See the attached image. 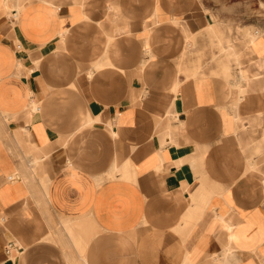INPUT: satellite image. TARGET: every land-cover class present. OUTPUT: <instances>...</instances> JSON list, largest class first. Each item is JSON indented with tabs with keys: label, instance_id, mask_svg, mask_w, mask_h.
I'll return each mask as SVG.
<instances>
[{
	"label": "crops",
	"instance_id": "0c3cea01",
	"mask_svg": "<svg viewBox=\"0 0 264 264\" xmlns=\"http://www.w3.org/2000/svg\"><path fill=\"white\" fill-rule=\"evenodd\" d=\"M244 4L0 0V264H264V20L209 27ZM208 30L243 105L181 72Z\"/></svg>",
	"mask_w": 264,
	"mask_h": 264
},
{
	"label": "rangeland",
	"instance_id": "374dc122",
	"mask_svg": "<svg viewBox=\"0 0 264 264\" xmlns=\"http://www.w3.org/2000/svg\"><path fill=\"white\" fill-rule=\"evenodd\" d=\"M244 6L243 15H241V13H237L236 15V13L231 12V16L228 18L221 17V15L217 12L218 9L209 12L213 22L218 24L223 31V39L231 41L234 45L241 44L243 42L246 45H251L252 41L254 42L258 36H263V33L261 32L263 31L262 29L261 31L258 29L254 32L245 30L244 28L247 25L258 23V20H264V14L260 12V8H258L257 4H244ZM251 6L252 8H250ZM189 42L192 43V45H195L196 52H193L190 56H188V51H186L180 62L181 72L188 77L195 74V78L199 75H204L205 73H209L213 76H219L217 72L223 64L228 63L227 66L221 68V70L224 71V78L229 79L234 75L235 80H237L236 82H238L239 75L237 69H240L246 76L247 82L244 85H241L240 88L237 84H235L238 93H242L241 95L245 98L243 103L245 104L250 97L248 93L252 85L251 82L255 76H251L248 70L243 67L242 60L247 54H251V52H253L251 48L246 54H238L235 56L237 68L233 73V70L229 66V64L233 63L232 59L218 44V40L215 38V34L213 32L208 30L206 35L204 33H200L196 36H192L190 37ZM204 44L209 49L206 48V50H203Z\"/></svg>",
	"mask_w": 264,
	"mask_h": 264
},
{
	"label": "bare ground",
	"instance_id": "6f19581e",
	"mask_svg": "<svg viewBox=\"0 0 264 264\" xmlns=\"http://www.w3.org/2000/svg\"><path fill=\"white\" fill-rule=\"evenodd\" d=\"M211 21V20H210ZM216 25V24H215ZM210 27H214V22L210 24ZM215 28V27H214ZM252 53V52H251ZM238 75H239V81L236 83L238 87L240 88L241 85H244L247 82L246 76L243 74V72L240 69H237ZM237 74V73H236ZM175 90V89H173ZM173 92V91H172ZM174 93V92H173ZM242 93H237L236 101H238V104L242 105V103L245 101V98L241 95Z\"/></svg>",
	"mask_w": 264,
	"mask_h": 264
}]
</instances>
